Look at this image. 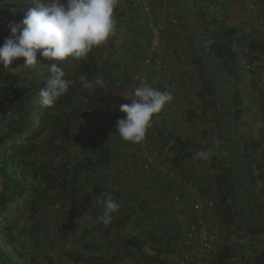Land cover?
<instances>
[{
	"label": "crops",
	"instance_id": "crops-1",
	"mask_svg": "<svg viewBox=\"0 0 264 264\" xmlns=\"http://www.w3.org/2000/svg\"><path fill=\"white\" fill-rule=\"evenodd\" d=\"M192 4H196L197 8H192ZM209 4L227 11L230 28L237 32V36L247 37L257 33V40L264 43V0H216L213 3L209 0H171L176 14L169 20L167 37L170 48L177 53L178 63L176 66L170 61L167 64L172 66L170 72L176 87L171 93L172 101L153 118L148 132L151 140L161 150L162 164L189 181L197 180L206 198L215 202L212 211L214 219L208 224L220 233L223 248L230 246L234 250L233 260L253 264V258L264 249V62L257 58L255 51L249 49L250 70L243 71L234 59L225 62L226 66L234 65L239 70L241 74L239 85L235 87L229 79H221L220 72L212 67L216 57L214 50L211 48L212 56L206 53L208 41L211 40L213 43V31L219 29L215 15L207 10ZM253 5L254 9L251 8ZM32 7L34 5L30 0H0L1 45L11 35L8 24L20 22L24 12ZM115 12L121 13V17H118L116 31L108 41L111 48L107 49V54L102 60L108 61L106 69L117 70L119 83L108 90L111 88L115 90L118 103L113 106L114 103L111 101L106 104L99 99L107 109L112 108V113L104 119L108 121L109 128H113V131L108 135L106 133L104 138V144L113 152V162L105 178V193L110 194L120 204L119 212L114 214L110 225L104 226L98 221V217L103 214L101 201L105 196L94 198L92 207H84L80 199L84 192L91 189L86 186L92 182L93 177L92 170L85 169L79 179L77 187L79 192L76 186L68 187L70 194L67 197L59 192L58 206L53 201L57 192L52 189L41 196H37L38 193H32L31 190H26L23 197L14 196V202L36 201L35 204L32 203L35 216L32 215L34 213L32 208V213L27 217L35 221L36 228L33 229L31 226L22 228L21 232H25L19 235L34 240L40 228L37 223L40 218L37 214L45 210L48 214L49 212L54 214L55 218H62L64 220L62 226L68 228L67 236L62 232L60 244L53 242L51 257L55 264H59V260L67 259V256L61 257L62 250L66 255L77 249L87 252L83 248L86 242L97 245V249L89 251V254L110 257L123 253L124 239L139 235L145 239L142 252L156 256V250L163 248L166 254L162 255V259L167 264H176L172 260V254L184 241L186 225L197 221V218L192 211L177 209L174 206L175 197L181 195L185 201H188V197L172 179L156 174L152 170H138L137 174L133 175L134 169L140 166V158L137 155V158L134 157L135 160L130 162L126 149L128 150L131 143L123 141L116 135L117 121L126 116L120 111V105L132 102L135 84L131 77L145 60L149 29L145 17L133 8L117 6ZM260 29L263 30L262 33ZM258 59L259 62L256 61ZM44 60L38 54V61L41 64ZM36 67L39 69L41 66ZM38 69L35 74L37 77L43 74ZM16 70L10 71L12 73ZM127 74L130 82L122 84L121 76ZM153 74L154 71L150 70L149 86L162 92L167 91L162 84L154 80ZM251 139L257 144L262 143V146L246 149ZM178 140L180 144H177ZM61 151L62 154L68 152L67 148ZM201 151L208 153V158L199 157L197 153ZM235 156L240 157V162L234 159ZM51 157L52 155L48 154L46 159L49 160ZM215 158L217 167L213 166ZM41 161L38 159L35 163ZM237 163L242 166L240 172L233 170ZM49 166L53 169L50 174L55 178L56 167ZM31 167L24 168H28L27 171L31 173V182L28 180L29 173L19 176L20 180L24 179L22 181L28 185L27 188L38 187L40 184L39 179L34 177V169H30ZM68 168H72L71 164ZM198 172L203 173L199 180ZM223 174L225 177L222 187L225 188V192L221 190L217 179ZM238 178L240 181L236 180ZM247 188L254 189L260 194L257 198L263 205L259 209L263 215L259 224L246 223L245 219L239 216L241 208L235 205L234 199ZM233 189L239 192L235 193ZM224 193L227 196L226 204L221 202ZM48 200H51V204L47 202ZM9 232L8 228L7 233ZM0 236L2 243L5 236ZM12 236L14 240L18 238L13 232ZM20 242L18 239L14 244L19 245ZM9 244L11 245L8 242L6 246L4 243L2 248L12 258L13 248ZM24 244H27L26 240ZM18 252V257L12 258L14 259L12 261L5 260L4 264H17L16 262L25 264L30 257L39 263L38 257L44 258V254L38 250L29 251V257L24 256V250L22 255L19 250Z\"/></svg>",
	"mask_w": 264,
	"mask_h": 264
},
{
	"label": "trees",
	"instance_id": "trees-1",
	"mask_svg": "<svg viewBox=\"0 0 264 264\" xmlns=\"http://www.w3.org/2000/svg\"><path fill=\"white\" fill-rule=\"evenodd\" d=\"M209 1L213 3L216 0ZM191 7L197 8L196 4H192ZM114 15L116 21L119 22L117 19L121 17V13L115 12ZM218 28L219 29L214 30L212 34L214 39L211 47L216 54L212 62V67L220 72L221 79H229L236 87L241 81V74L234 65L226 66L225 62L233 59L237 62L236 55L232 50V42L234 38H236L237 32L225 25L219 26ZM99 49H101V47L95 48L88 55L87 59L60 62L64 67L71 65L68 70V74L70 73V75L67 79H71L73 83L69 91L63 95L52 108L43 107L40 103L39 95L40 90L47 86L48 74L43 73L42 76L37 77L35 76L38 69L37 67L29 70L23 68L24 58H19L11 65L10 70L14 71L17 69L15 72H8L9 70L0 71V152L3 151L2 154L0 153V175L4 176L8 182H13L14 184L12 193L5 191L3 194H0V214L10 212L6 210L9 206L8 204L19 192V187L22 188L21 185L18 186V184L15 183L12 174V170L19 174V156H30L36 150L35 148L31 150L28 147L24 148L25 150H21L19 143L23 140L42 138L50 126L54 131H60L62 133V140L66 142L71 140L70 130L73 123H79L80 125L76 134H78L77 144L81 145L79 147L81 152L78 154L83 155V159H80L77 152H75V156H71L72 158L69 161L56 156L58 167L55 168V178L50 174L53 169L50 168L46 160L38 164L35 162H26L27 167L32 166L30 169H34V177H37L40 181L38 187L31 188L32 193L36 192L38 193L37 196H41L44 192H48L52 189L57 192L53 201L58 206L60 201L58 193L61 192L64 197H67L70 194L68 191L69 186H76V190L79 192L77 187L79 186L81 173H83L85 169H89L92 170L93 177H91L92 182L87 184L86 187L92 190L90 189L84 192L80 200H82L85 208H90L92 207V200L94 198H101L104 196L106 191L105 178L113 162V152L111 148L104 144V138L110 128L103 122L104 119L112 113V108L107 109L106 106H103L99 98L102 99L107 94L108 88L113 86L116 87L119 81L116 76L117 70L105 68L108 61L103 62L102 56L98 53ZM250 50L255 51L257 53V58L264 62V43L262 41L255 39L250 45ZM259 59L256 61L259 62ZM23 74L25 77H23ZM97 74L101 75L104 86H97L96 92L89 95L88 92L82 88L78 78L81 75H85L89 79H94ZM120 82H123L122 84H128L130 82L129 75L121 76ZM8 91H10V93H8ZM74 95L87 101L88 116L85 117L84 120L77 115L78 112L82 111L83 102L82 100L76 101L74 99L76 96ZM5 99L9 101L8 106H5ZM99 100L100 103H98ZM75 103L77 105L73 106ZM100 124L103 125V129H100ZM177 142V144H180L179 140ZM261 146L262 143L257 144L254 139H251L247 143L246 149H255ZM234 159L239 161L240 157L235 156ZM213 161V166L217 167V159L215 158ZM69 164L72 166L71 169L68 168ZM238 164L239 163L233 166V170L240 172L242 166ZM139 170L148 171L149 169ZM137 172L138 170H134L132 173L136 175ZM224 177L225 175L223 174L219 175L217 178L223 192L226 191L225 188L222 187ZM22 180L24 179L21 178V181ZM236 180L240 181L239 178ZM6 185L8 186L7 183ZM233 191L235 193L239 192L237 189H233ZM241 192L243 193H241V195L238 194L239 196L234 199L235 205L241 208L239 216H242V218L245 219L244 221L248 224H259L264 213H261L259 210L263 207L260 200L257 198L260 194L258 191L251 188H247ZM23 193H25V190H23ZM33 195L35 196V194ZM47 202L51 204V200ZM221 202L222 204H226V193H224ZM33 209L34 213H32V215L35 216V208L33 207ZM255 215H257V217ZM37 223L39 226L42 224L40 219ZM61 229L64 235L67 236L68 228L62 226ZM0 232L2 233L0 235L5 236L8 242L11 243L9 240L10 235L8 233H5V235L1 230ZM4 242L5 241L2 240V243H0V264H4L5 260H14L9 254H3L4 249L2 246ZM144 244L145 239L143 236L128 237L124 239L123 245L125 251L123 253L110 257H102L93 253L89 254V251H95L97 249V245L86 242L83 248L87 250V252L77 249V251H71L66 255L65 251L62 250L61 257L67 256V259H65V261L59 260V264H167L166 261L162 259V255L166 254V252H163V248H160L158 251L156 250V256H151L142 252ZM2 255H5L3 259ZM44 257L48 263L55 264L53 257L48 255H44ZM233 259H235L234 250H232L230 246H227L216 264H243ZM253 264H264V249L253 258Z\"/></svg>",
	"mask_w": 264,
	"mask_h": 264
},
{
	"label": "clouds",
	"instance_id": "clouds-1",
	"mask_svg": "<svg viewBox=\"0 0 264 264\" xmlns=\"http://www.w3.org/2000/svg\"><path fill=\"white\" fill-rule=\"evenodd\" d=\"M119 0H30L34 7L24 12L20 22H10L11 35L0 45V65L10 68L24 58L23 68L42 66L48 73L47 86L40 90V103L52 108L65 95L73 81L66 78L60 62L87 59L95 49L106 45L116 31L115 9ZM40 57L49 61L41 64ZM84 90L92 95L103 87L100 74L94 79L79 76ZM127 98V97H126ZM170 92L159 91L147 83L136 87L131 104L120 105L126 116L116 123V135L123 141L140 144L145 140L153 118L172 101ZM201 158L208 153L199 152ZM101 201L103 214L98 221L108 226L119 212L120 204L108 193Z\"/></svg>",
	"mask_w": 264,
	"mask_h": 264
},
{
	"label": "built area",
	"instance_id": "built-area-1",
	"mask_svg": "<svg viewBox=\"0 0 264 264\" xmlns=\"http://www.w3.org/2000/svg\"><path fill=\"white\" fill-rule=\"evenodd\" d=\"M117 6H129L135 11L141 13L148 22L149 44L145 60L141 68L132 75V82L135 88L142 83L149 85L150 70L154 71L153 78L156 82L162 84L164 88L172 93L175 90L176 83L172 80L170 72L171 62L174 66L178 63L177 53L170 48L168 44L169 20L175 16L171 0H119ZM252 9L255 6H251ZM207 10L215 15L218 26L225 25L230 27V21L227 18V11L222 8H216L213 5L208 6ZM263 30L260 29V33ZM257 39V33L247 37L237 36L232 42V50L236 55L239 67L244 71L250 70L251 63L248 56L251 43ZM138 150V152L136 151ZM129 161L133 162L140 158V166L137 169H149L168 179H172L181 191L188 197L185 201L183 197L174 198V206L177 209L192 211L197 221L186 225L185 238L182 245L172 254V260L176 264H216L223 253V240L217 230H213L208 222L214 219L212 213L215 208V202L206 198L201 191V186L197 180L181 177L170 167L162 164L161 150L149 137L147 131L145 140L140 144H133L127 150ZM140 153V155H139ZM198 180L202 173H197Z\"/></svg>",
	"mask_w": 264,
	"mask_h": 264
},
{
	"label": "rangeland",
	"instance_id": "rangeland-1",
	"mask_svg": "<svg viewBox=\"0 0 264 264\" xmlns=\"http://www.w3.org/2000/svg\"><path fill=\"white\" fill-rule=\"evenodd\" d=\"M208 42H209L208 47L206 46L207 47L206 53L209 54L210 56H212V54H211V48H212L211 47V44H212L211 40H209ZM108 48H111V47H110V43L107 42L106 45L102 46L101 49L98 50L99 55H101L102 57L105 56L107 54ZM42 60L43 59H41V61ZM252 60H253V58H252ZM46 61L47 60H44L42 62V64H46L47 63ZM70 66L71 65H68L65 67L63 66V68L67 74L66 78H68L70 75V73L68 74V70H69ZM27 69H29V68H27ZM38 70L40 72L48 74L46 69L42 66ZM0 71L1 72L2 71L11 72L10 68L4 69L2 65H0ZM8 75H9V73H8ZM40 76H42V75L39 74L38 77H40ZM23 77H25L24 74H23ZM2 87H4V86H2ZM112 88H114V87H112ZM112 88L107 91V94L102 98V100L106 104L108 102L110 103V101H111L112 103H114L113 106H116V104L118 103L117 102L118 101V95H116L115 90H113ZM8 93H10V91H8ZM74 96H76V97H74V99L76 101L82 100V102H83V105L81 108L82 111L78 112L77 115H78V117L83 118V120H84V118L88 116L87 101L81 99L77 95H74ZM8 105H9V101H6V99H5V106H8ZM76 105L77 104L75 103L73 106H76ZM68 112H69V110H68ZM107 122H108L107 120H104L103 123L106 126H109ZM79 125H80L79 123H73L72 128L70 130L71 135H72V138L70 141L64 142L62 140V133L60 131H54L52 129V127L50 126L49 129L47 130V132L44 133L45 135L42 138L32 139V140H23L19 143V147H21V150H25L24 148H27V147L30 148L31 150H32V148H35L36 150L30 156H24V155L19 156V159H18L20 162L18 165L19 174L15 173V171L12 170V174H13V177L15 179L14 180L15 183L18 184V186H20V185L22 186V188L19 187V192L17 193L18 196H20V197L24 196L23 190H25V191L31 190V188H27L26 186H24L25 184L19 179L20 175L25 176L26 173H27V175L29 173V175H28L29 179L28 180H29V182L32 181V178H31L32 175L29 171H27L28 168L24 169L26 166V162H31V161L36 162L38 159H40L42 161L46 160L48 165H53L57 168L58 167V164H57L58 161L56 160V156L61 158V159H66L69 161L72 158L71 157L72 155H76L74 150L77 151V154H78V152L81 151V150H79V147L77 144L78 134H76L78 132ZM100 125H101L100 129H103L104 128L103 125L102 124H100ZM111 127H113V126H111ZM111 131H113V128L109 129L107 131V135ZM64 148H67V150H68V152H66V154H62L61 150ZM158 149H160V148L158 147ZM0 153L2 154L3 151ZM48 154H50V156L52 155V157L49 160L46 159V156ZM78 155H79L80 159H83L82 155H80V154H78ZM126 155L128 158L129 154L127 152V149H126ZM42 156H43V158H41ZM11 169H12V167H11ZM202 176H203V173H202ZM6 183L8 184V186L6 185ZM12 187H14L13 182H8L4 176L0 175V194H3L5 191L12 193L13 192ZM35 202H32V201L14 202V200H12L8 204L9 206L6 209L7 211H10V212H7V213L5 212L6 214H3V213L0 214V227L3 228L5 226V227L9 228V230H10L9 234L11 235L9 240L11 243L14 242V238L12 236V232H13L16 236H18V238L17 237L15 238L16 242L18 241V239L21 240L19 245L25 246V248H27L28 250H30V248H31L30 251L37 252V250H38V252L41 254L51 256L52 250H53V242H56V244H60L61 240H62V232L63 231L61 229V226L64 223V220L62 218H60V219L57 217L55 218L54 214H50V212L48 214L45 210L39 211V213L37 215L41 219L42 224H40V228L37 232V236L34 237V240H32V239L28 240L27 236L21 237L19 235V234L25 232V231L21 232L22 228L25 229V228H28L29 226L33 227V229L36 228L34 225L35 221L27 218L28 215L32 213V208L34 206L33 204H35ZM173 204H174V201H173ZM255 216L257 217V215H255ZM48 219H49V221H48ZM1 239H2V237L0 236V241H1ZM25 240L27 241V244H24ZM26 245H29V246L26 247ZM6 249L8 250L7 247H6ZM35 249H37V250H35ZM18 250H19V247H18ZM20 251H21V255H22L23 250H20ZM10 252H12V251H10ZM3 254L6 255L7 252L4 250ZM5 255H2V258H4ZM15 255H16V257H18V254H15ZM31 255L34 256V258H35L34 254L31 253ZM36 259H37V256H36ZM55 259H56V255H55ZM29 261L32 262L33 258L30 257ZM38 262L39 263H37V261H36L37 264H49L48 261L46 260V258L45 257L42 258V256L38 257ZM0 263H1V260H0ZM16 263L17 264H23L20 262H16ZM25 264H28V263H25ZM29 264H33V263H29Z\"/></svg>",
	"mask_w": 264,
	"mask_h": 264
},
{
	"label": "flooded vegetation",
	"instance_id": "flooded-vegetation-1",
	"mask_svg": "<svg viewBox=\"0 0 264 264\" xmlns=\"http://www.w3.org/2000/svg\"><path fill=\"white\" fill-rule=\"evenodd\" d=\"M0 229H1V231L2 232H4V234L6 233L7 234V227H0ZM5 234V235H6ZM5 244H6V246H7V243H8V240L6 239V237H5V242H4ZM9 246H12V248H13V252H12V258H15L16 257V255L15 254H18L19 252H18V247H19V251L20 250H24V256H28V255H30V253H29V251L31 250V248H30V250H28L27 248H25L23 245H15L14 244V242H12L11 243V245L9 244ZM24 248V249H23ZM21 252V251H20ZM29 257V256H28ZM27 263L29 264V260L27 261ZM32 263L33 264H37L36 262H34V259H33V261H32Z\"/></svg>",
	"mask_w": 264,
	"mask_h": 264
}]
</instances>
